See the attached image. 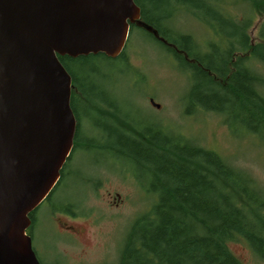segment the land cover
<instances>
[{
    "label": "trees",
    "instance_id": "1",
    "mask_svg": "<svg viewBox=\"0 0 264 264\" xmlns=\"http://www.w3.org/2000/svg\"><path fill=\"white\" fill-rule=\"evenodd\" d=\"M251 1L263 19L260 41L253 44L246 31L248 23L225 16L213 0H134L140 18L172 45L136 25L130 26L129 33L135 28L144 31L189 72L191 81L183 98L187 111L202 108L231 114L238 122L244 121L251 135L264 141V77L254 68L255 62L264 63V0ZM175 3L207 23L220 43L211 40L202 47L189 34L171 28L167 13ZM124 58L123 50L115 58L103 54L58 56L71 76L70 107L76 118L73 142L86 144L75 147L86 149L96 142L93 134H82V116L90 117L89 112L95 114L105 104L112 115L120 117L106 98L107 91L94 80L99 76L94 63L99 59L126 62ZM95 124L104 123L96 120ZM124 124L130 131L112 124L115 140H107V146L117 147L118 154L143 167L142 175L148 174V189L155 201L149 214L130 224L116 264H242L227 247L237 238L264 261V189L214 150L182 140L157 124L153 129ZM69 160L61 169L63 175ZM62 180L63 176L47 200L53 210L70 211L72 202L51 203Z\"/></svg>",
    "mask_w": 264,
    "mask_h": 264
},
{
    "label": "rangeland",
    "instance_id": "2",
    "mask_svg": "<svg viewBox=\"0 0 264 264\" xmlns=\"http://www.w3.org/2000/svg\"><path fill=\"white\" fill-rule=\"evenodd\" d=\"M213 1L225 16L248 23L251 44L260 41L258 31L263 19L254 2ZM170 7L166 23L171 28L189 34L202 47L211 40L220 43L207 23L192 12L176 3ZM123 52L127 64L122 59L94 63L99 72L94 80L107 91L106 98L120 117L112 115L105 104H100L95 114L89 112L90 117L82 116V134H93L95 145L72 153L70 173L50 198L54 206L66 201L73 206L70 211L53 210L47 200L32 213V247L42 262L116 264L130 224L136 217L149 214L155 201L148 189L149 176L142 175L141 165L118 154L117 147L108 148L107 140H115L112 124L123 131H130L124 121L143 129H153L157 124L182 140L214 150L264 189V141L251 135L244 121L202 108L187 111L183 98L191 81L189 72L144 31L132 30ZM254 68L264 77V63L255 62ZM148 97L159 106L152 105ZM96 120L104 124L95 127ZM71 225L77 226L79 235L72 234ZM227 247L242 264H264L241 238L229 241Z\"/></svg>",
    "mask_w": 264,
    "mask_h": 264
},
{
    "label": "water",
    "instance_id": "3",
    "mask_svg": "<svg viewBox=\"0 0 264 264\" xmlns=\"http://www.w3.org/2000/svg\"><path fill=\"white\" fill-rule=\"evenodd\" d=\"M131 25L172 45L134 0H0V264H40L30 214L55 186L76 127L58 56L115 58Z\"/></svg>",
    "mask_w": 264,
    "mask_h": 264
},
{
    "label": "flooded vegetation",
    "instance_id": "4",
    "mask_svg": "<svg viewBox=\"0 0 264 264\" xmlns=\"http://www.w3.org/2000/svg\"><path fill=\"white\" fill-rule=\"evenodd\" d=\"M148 101L150 102V103H153V100H152V97H148ZM83 115H84V113L83 112H81ZM76 119V118H75ZM81 146V147H85V145L86 144H84V142H73V144H72V148H71V151H70V153H69V155H68V157H67V159H66V161H65V163L70 159L71 160V157L73 156L72 155V153L74 152V151H78V150H80V148H78V147H75V146ZM75 148V149H74ZM82 150V149H81ZM70 160H69V162H70ZM65 163L63 164V166L65 165ZM69 164V163H68ZM63 166H62V168H63ZM61 168V169H62ZM67 171H66V173L63 175V173H62V170L60 171V175H59V178H58V180H57V182H56V184L58 183V182H60V179L62 178V176H63V179L64 178H66L67 176H68V174L70 173V171H69V166L67 167ZM63 181V180H62ZM61 181V182H62ZM56 184H55V186H56ZM60 184V183H59ZM55 186L53 187V189L55 188ZM52 189V190H53ZM52 190L50 191V193L52 192ZM49 193V194H50ZM49 194L47 195V197L42 201V202H46V200H47V198L49 197ZM33 223H34V218H33V216L31 215V217H30V225H29V227H28V229H27V232L29 233V235H30V237H31V243H32V234H31V228H32V226H33ZM69 228H70V230H71V232H72V234H74V235H79L80 234V232H79V230H78V228H77V226H73V225H71V226H68ZM33 248V247H32ZM33 251H34V248H33ZM34 253H35V255H36V251H34ZM36 258H37V260L39 261V263L40 264H49V263H46V262H42V260L40 261L39 259H38V256L36 255Z\"/></svg>",
    "mask_w": 264,
    "mask_h": 264
}]
</instances>
